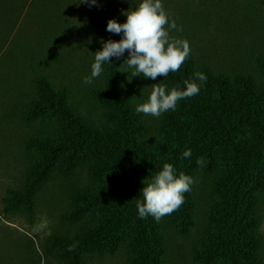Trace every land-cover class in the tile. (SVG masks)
I'll list each match as a JSON object with an SVG mask.
<instances>
[{
  "label": "trees",
  "instance_id": "16d2710c",
  "mask_svg": "<svg viewBox=\"0 0 264 264\" xmlns=\"http://www.w3.org/2000/svg\"><path fill=\"white\" fill-rule=\"evenodd\" d=\"M254 61L264 75V56L256 55ZM119 64L120 58L115 57L105 62L103 85L91 92L112 122V130L89 123L70 103L67 87L55 88L44 75L34 79L35 96L24 107L21 120L45 123L49 133L25 141V148L37 158L21 188L7 189L3 213L24 214L32 221L38 194L48 183L71 178L91 163V175H117L103 190L76 192L62 219L73 226L91 209L112 210L102 221L74 234L52 235L43 249L46 264H86L90 254L113 251L124 241L132 247L128 264H162L165 224L151 215L140 218L136 205L143 197L137 186L145 179L151 181L165 163L173 165L178 177L181 172L190 176L198 158L204 164L219 161L220 203L214 213L218 227L203 243L198 258L202 256L206 264L219 259L227 264H259L256 192L264 188V85L251 73L216 72L189 55L179 71L157 79L169 91L184 90L186 80L200 85V91L181 100L180 114L167 115L163 135L154 148L146 141L148 124L143 113L136 112L124 89ZM196 72L206 75V81L201 83ZM188 149L191 157L183 158ZM191 203L189 191L172 213L182 226L190 220Z\"/></svg>",
  "mask_w": 264,
  "mask_h": 264
},
{
  "label": "rangeland",
  "instance_id": "374dc122",
  "mask_svg": "<svg viewBox=\"0 0 264 264\" xmlns=\"http://www.w3.org/2000/svg\"><path fill=\"white\" fill-rule=\"evenodd\" d=\"M140 2L96 0L93 5L81 0H0V264H46L43 249L52 235L74 234L79 228L102 221L112 210L91 209L83 221L73 226L62 219L76 192L103 190L117 175H91V163L71 178L48 183L38 194L32 221L24 214L5 215L3 199L8 188H21L30 164L37 158L35 152L25 148V141L49 133L45 123L26 124L21 120L24 107L35 96L37 76H46L55 88L67 87L70 103L89 123L112 130L104 108L91 96L103 85V71L91 84H85L84 77L91 75L95 52L102 50L103 42L122 38V33L106 30L108 20L126 22L122 13L134 10ZM162 4L169 22L175 20L182 28L170 30V36L187 40L190 56L199 64H208L216 72L232 76L251 73L264 85V75L254 61L256 55L264 56V0H162ZM128 58L126 50L120 57L119 71L129 100L137 107L148 101L153 84H164L142 75L131 77L134 69L124 63ZM181 109L180 100L174 111L159 117L143 114L148 124L149 146H158L167 115H178ZM218 162L196 164L192 170V211L186 225L176 222L172 214L161 219L166 239L162 264L205 263L202 256L198 258V251L218 227L214 214L220 203L222 167ZM144 186L141 181L137 188L141 191ZM256 197L260 218L256 228L261 244L259 264H264V188L256 192ZM131 258L132 247L124 241L113 251L90 254L86 264H128ZM214 264L227 263L219 259Z\"/></svg>",
  "mask_w": 264,
  "mask_h": 264
},
{
  "label": "clouds",
  "instance_id": "9594fccd",
  "mask_svg": "<svg viewBox=\"0 0 264 264\" xmlns=\"http://www.w3.org/2000/svg\"><path fill=\"white\" fill-rule=\"evenodd\" d=\"M82 3L95 4L96 0H81ZM127 19L119 23L109 19L106 30L110 33L121 34L119 41L103 42L102 50L95 52V62L92 64L91 75L84 77L85 84H91L103 71L102 65L110 58L119 59L127 50L129 58L124 61L131 71V77L143 76L156 80L166 77L170 72L180 70L190 55V45L187 40L170 36V30L182 31L175 20L169 22L162 0H142L134 10L123 12ZM195 77L201 83L207 77L202 72H196ZM184 90L172 88L166 91V86L153 84L147 102L136 107L137 113L159 117L162 113L175 110L177 102L197 95L200 85L196 82L185 81ZM191 150L183 152V158L191 157ZM197 165H203V158L197 159ZM172 164L165 163L155 177L143 184L141 189L143 202L137 201L140 218L153 216L158 222L166 215L177 211L184 202V193L191 191L194 180L181 172L177 177Z\"/></svg>",
  "mask_w": 264,
  "mask_h": 264
}]
</instances>
